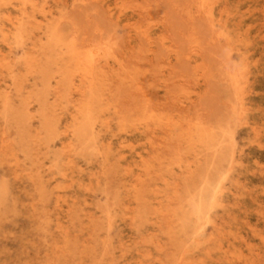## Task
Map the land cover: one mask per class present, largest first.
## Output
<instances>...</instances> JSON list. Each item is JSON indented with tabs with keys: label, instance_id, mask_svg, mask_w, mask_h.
I'll list each match as a JSON object with an SVG mask.
<instances>
[{
	"label": "rangeland",
	"instance_id": "obj_1",
	"mask_svg": "<svg viewBox=\"0 0 264 264\" xmlns=\"http://www.w3.org/2000/svg\"><path fill=\"white\" fill-rule=\"evenodd\" d=\"M0 264H264V0H0Z\"/></svg>",
	"mask_w": 264,
	"mask_h": 264
}]
</instances>
